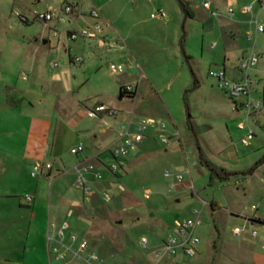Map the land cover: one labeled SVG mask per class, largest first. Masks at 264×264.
Returning <instances> with one entry per match:
<instances>
[{"label": "rangeland", "instance_id": "1", "mask_svg": "<svg viewBox=\"0 0 264 264\" xmlns=\"http://www.w3.org/2000/svg\"><path fill=\"white\" fill-rule=\"evenodd\" d=\"M68 1L71 0H0L2 251L7 253L11 247L34 240L33 228L39 222L38 217L30 215L34 205L42 213L67 207L65 199L56 197L53 185L48 183L63 171L62 187L70 194L77 191L69 169L77 162V155L70 154L69 149L78 140L89 142L86 133L96 130V119L86 118L84 112L99 101L115 104L119 89L125 85L137 86L134 119L151 117L164 122L167 143L160 148L164 146L166 152L160 151L132 172L130 168L120 170L104 191L110 198L108 202L100 198L95 203L78 200L80 222H85V228L96 222L95 232L82 229L80 233L82 224L75 222L73 214L67 221L74 230L66 241H84L85 249L78 255L84 259L93 252L99 264H154L150 251L139 246L138 238H158L173 219L191 216V211L196 210L195 233L202 256L158 264H234L225 260L221 246L224 241L242 238L264 249V224H248L238 235L232 233L233 228H241L244 217L255 214L264 219V123L251 117L245 123L243 110L233 112L232 101L209 75L211 70L220 69L213 57L223 44V19L204 11L201 0H77L83 10L98 8L111 23L113 35L118 34L122 40L115 49L92 45V54H88L81 51V42L61 38L60 30L66 23L51 20L43 24L32 17L34 11L47 7L64 16L61 7ZM179 2L194 15L184 16ZM259 3L212 0L221 7L239 9L251 5L250 12L237 14L236 18L243 25L237 43L247 48L264 41V33L249 41L242 34L244 29H252V23L247 22L255 17L264 24L262 12L258 13L264 0ZM157 8L164 10L166 18H149ZM64 17L67 20L71 16ZM53 31L58 35L52 36ZM40 34L48 41L44 45L41 40L33 42ZM211 42L216 44L213 50L209 48ZM76 56L81 57L80 62L73 61ZM53 62L55 67L51 66ZM109 63L122 65L123 72L111 74ZM118 105L132 106L126 99ZM71 115L80 119L74 126L67 123ZM240 123L243 127L238 129ZM45 124L49 125L48 147L43 159L29 166L21 158L25 132ZM248 128L252 134L248 145H243L240 138ZM97 141L103 147L104 140L97 137ZM111 161L119 163L118 159ZM35 163H48L52 167L50 176L40 172L30 177ZM206 164L226 177L212 174ZM165 171L168 176L163 175ZM177 174L179 180L175 179ZM145 190L149 191L147 198L143 197ZM32 194L35 203L31 206L24 197L32 198ZM211 202L219 207L212 210ZM94 205L96 210L89 209ZM252 231L255 236L250 235ZM213 246L217 254L211 259ZM35 259V264L44 261ZM74 264L84 263L81 259Z\"/></svg>", "mask_w": 264, "mask_h": 264}, {"label": "crops", "instance_id": "2", "mask_svg": "<svg viewBox=\"0 0 264 264\" xmlns=\"http://www.w3.org/2000/svg\"><path fill=\"white\" fill-rule=\"evenodd\" d=\"M257 3L259 6L260 4L259 1H257ZM219 5H214L216 7L218 15H211V13L208 10H205L201 7L204 11L208 12L210 16L212 17L219 16L223 19V22H222L223 25L221 26L223 28L222 31L224 35L223 44L221 46L220 51L214 54L213 60L218 62V65H219L218 68L224 71V75L226 79L232 82L234 81L236 82V81H239L242 77V74L236 68L237 61L240 60V58H242L243 56L247 55L250 51H252L253 53L257 55V62L255 66L247 72V76L251 80H253L250 84L251 98L260 103L259 109L252 114L251 118L254 121H257L258 119H262L261 122L264 123V41L260 40L257 45L254 46L252 44L248 48L246 46L241 45V43H237V35L239 31L242 32V28H243V25H240L241 23L239 24V21L236 20L237 14L241 15V14L250 12L251 5L247 4L250 6V10L248 12H241L240 8L238 9V8H235L234 6H230L233 9V13L231 15H225L223 13L224 7H221L222 5L220 6ZM195 8L197 7L195 6ZM87 11L81 9L80 15L71 16L70 18H68L66 20L67 22L64 28L72 27L76 29L82 25L91 24L93 20H91L87 16ZM189 11H190L191 16H193L194 13L192 12V10H189ZM260 11L263 14L262 18L264 20V8L261 10L258 9V13ZM98 21L103 25L102 35L105 38V40L111 43L113 42V44L118 43L121 40L118 34L113 35L114 32L111 28V23H109V21L105 17L100 16ZM256 21L257 23L263 26V31L261 33L256 34L254 38L264 33V24L261 22H258L257 17H256ZM247 24L251 25V22L249 21L247 22ZM249 30H252V29H249V28L244 29L242 34H245V32ZM44 36H45L44 34H40L39 37L33 40V42H37L38 40L44 39L45 42L44 43L40 42V43L41 45L46 44L48 41L47 39L44 38ZM64 37L65 36L62 35L61 38L64 39ZM61 38H58L57 40ZM76 41L81 42L80 43L81 51L83 52L86 51L88 54H92V45H94L97 49L103 48V47L101 48L97 47L95 39H89V40L78 39ZM60 46L62 47L61 48L62 51L66 52L63 42H61ZM215 46L216 44L214 42H211L209 44L210 50H213ZM105 47H109L112 49L116 48V46H112V47L105 46ZM212 65L215 66L217 64L214 63ZM136 92H137V86H136L135 94ZM135 94L132 98H128L125 95H122V96L118 95L116 98V101H114L115 104L113 105L106 104L101 101L97 102V103H103V104L110 105V106L117 108L119 110V114L114 119L110 117H104L101 120L96 119L95 132H92L90 134L86 133L87 135L86 138L90 141L89 142L84 141L85 143L82 142L83 149L81 152H78L76 154L77 155L76 163H79V162L89 163L93 165L94 170L100 173L99 179H90V183L93 184L96 189L90 185L93 192L89 197H91L92 195H94L95 197L94 198L88 197V198L83 199L80 190L76 188L74 185L73 186L77 189V191L73 194L68 193V191H66L62 187V181L64 177L61 176L63 171H60L61 173L54 176L53 179L50 180V183H48V185H50V187L53 185L54 191L56 192L54 194L56 195V197H59L60 199H65L67 203V207L64 210H61L60 208H58L51 213H47L48 210L42 213L41 210L34 209L35 207L34 205L32 210L30 211L31 218L38 217L39 219L38 224L33 228L34 240L31 241L30 243L25 242L22 246L16 245L14 247H11L8 249L7 253H4L2 251V246H0V264H35L37 260L35 259L36 257L38 258V260L39 259L44 260L43 262H41L43 264L45 263L47 264H74L75 260L77 259L72 255L70 250L75 251L77 249V243L76 242L71 243V242L66 241L69 234L74 230V227L71 224L69 226L67 219L70 218L74 214L75 222L76 221L80 222V218H81L79 215L80 212L76 211L81 208V207H77L78 202H79L78 200L81 199L82 201L81 203L83 202L95 203L97 198L101 199L100 193L105 191L110 183H114L113 177L120 175L119 173L120 170L130 168L131 169L130 172H132L136 166H141L147 160H151V157L159 155L160 151L166 152V149L164 148V146H162L163 147L162 149L160 148L161 145H164L160 142L158 138V134L160 133V131H158L155 128H148L145 132V136L142 139L141 143L138 144V146L134 150L128 152L124 157L118 159L119 163H118L117 170L114 172H110L107 169V164L111 162V158H112L110 155V149L114 143L118 142V127L116 125V121H119L122 124H126L127 120L131 118L133 123L131 124L129 130L130 131L135 130V122L139 118V117L136 119L133 118V112H134L133 102H134ZM122 99H126L129 103L132 104V106H128L127 108L119 107L118 104L121 103ZM230 107L235 113L238 112V110H242L238 102H236V104L232 102ZM79 120H80L79 118L75 119L74 116L71 115L70 117H68L67 123H70V126H74L75 124L79 122ZM48 130H49V125L45 124L44 127H42L41 129H33V130L30 129L29 131L25 132L24 141H22V144H21V151H22L21 158L23 162H26V164L29 163L28 164L29 166H31L34 161H39V160L41 161L43 159L45 150L48 147L47 145L48 138H49ZM163 133H164V130H163ZM97 137H101L104 140L103 147H100L97 141ZM79 142L81 143V141L78 140L76 143L72 144L70 148ZM263 160L264 158L262 159V161ZM71 167H69L70 170H72ZM51 169L52 167L49 170L42 167L41 172H44L45 177L48 178L50 176ZM29 176L34 177V176H31L30 173H29ZM72 179H74L73 173H72ZM118 190L122 191L120 189ZM33 202H34V194H32L31 206ZM217 207H219V205L214 203V209ZM92 208L96 210V205L90 206L89 209H92ZM261 222H264L263 218L259 217L258 215L252 214L251 216L243 218V223L241 225V228L244 229L248 224L250 225L262 224L263 225L264 223H261ZM63 223L65 224V228L63 229L62 242L68 248V250L62 247H59L58 249L64 254V257L61 260H57L55 259L54 253L51 251V248L55 245V243L53 242V240L47 241L46 236L48 235L50 238L55 239L57 237V230ZM95 223L85 228L84 226L85 222H80V224L82 225L80 226L81 229L79 228L78 231L81 233L82 232L81 230L83 229V232H86V231L95 232L94 230ZM39 224L40 225L42 224V226H40ZM217 236H219L218 232H217ZM157 239L158 238H151L150 242L151 243L156 242ZM244 239L242 238V239H239L237 241H232V242L224 241L222 243L221 248H222V251L223 250L225 251L224 252L226 256L225 260L230 263L235 262L234 264H239V263L240 264H264V249L261 246L257 248L255 244L245 241ZM200 250H201V247L198 244L196 247V253L194 255L195 259L196 258L199 259L202 256V255H199ZM83 251L84 250H82L81 252ZM216 254H217V250L213 246L211 250L210 258L213 259L214 256H216ZM182 257L183 256H181L180 254H177L175 257H172L169 259L155 261L151 258V260L155 261L154 264H158L159 262L165 263L166 261L175 262L176 260L180 258L183 259ZM113 261L114 259H112L110 263H113ZM96 262L97 264H99L98 259ZM41 263L39 262V264ZM125 264H129V262ZM218 264H220V262H218Z\"/></svg>", "mask_w": 264, "mask_h": 264}, {"label": "built area", "instance_id": "3", "mask_svg": "<svg viewBox=\"0 0 264 264\" xmlns=\"http://www.w3.org/2000/svg\"><path fill=\"white\" fill-rule=\"evenodd\" d=\"M109 1V0H108ZM259 1V0H257ZM201 7L205 10H208L211 15H218L216 7L212 4V0H201ZM260 8L263 9L264 6L260 5ZM62 13L64 16H77L81 14V7L79 1L71 0L65 2L61 7ZM250 10L249 5H244L240 7L241 12H248ZM223 13L225 15H231L233 13V9L229 6H224ZM64 16L56 15V12L53 8L47 7L45 10L41 12H33L32 17L39 19L43 24L51 20H55L56 22L66 23ZM87 16L93 20V22L89 25H82L76 29L72 27H66L60 30L62 34L66 37V39L70 41H75L78 39L89 40L95 39L97 47H105V46H117L118 43H111L105 40L102 35L103 25L98 21L101 14L98 8L92 7L87 11ZM166 13L161 8H157L152 10L149 13L150 19H164L166 18ZM23 21H26L24 17H22ZM253 25L252 30L245 32V38L247 40L254 39L255 35L261 33L263 31V26L256 21V17L250 21ZM52 36H57L58 33L53 31ZM74 62H80L81 57L76 56L73 57ZM257 62V55L250 51L247 55L243 56L238 62L236 68L239 72L242 73V77L239 81H229L225 78L224 71L222 69H215L209 72V75L215 80L217 83V87L223 91L225 96L231 100L233 103H239L241 109L244 112V122L247 123L248 119L252 116L254 112H256L260 103L256 100H253L250 95V84L253 80H251L247 76V72L255 66ZM52 67L56 66V63H51ZM108 70L111 74H120L123 72V67L120 64L109 63ZM123 95L128 98H132L136 91V86L125 85L120 88ZM85 116L90 119H103L104 117L116 118L119 114V110L113 106L106 105L103 103H95L91 107L85 110ZM131 118L127 120L126 124H122L119 121H116V125L118 127V142L114 143L110 149V155L113 160H117L119 158L124 157L128 152L134 150L138 144L141 143L142 139L145 136V132L148 128H155L160 133L158 134V138L162 144L167 143V136L163 133L165 129V124L159 119H154L151 117H139L135 122V130L130 131L129 128L132 124ZM243 124H239L237 126L238 129H241ZM252 131L248 128L247 132L244 136L240 138V143L243 145H247L250 139V135ZM83 149L82 143H77L69 149V153L77 154L81 152ZM49 169L50 165L48 163L42 165L35 163L31 167L30 175L35 176L41 172V169ZM118 168V164L115 161H111L107 164V169L110 172L116 171ZM74 179L73 185L78 188L81 192L83 198H88L93 190L90 186V179H99L100 173L94 170L93 165L86 162H79L74 164L71 167ZM164 176H168V172L165 171ZM175 179L179 180L180 175H175ZM191 187V185L189 186ZM118 189L123 190L122 186H118ZM149 196V191L145 190L143 192V197L147 198ZM101 200L106 202L109 200V196L106 192L100 193ZM25 203L29 204L32 201L30 195H26L24 197ZM198 225V212L196 210L191 211V216L176 218L173 219L170 226L166 227L164 233H162L156 242L151 243L145 236H140L138 238V244L141 248L148 249L150 251L151 257L155 261L169 259L175 257L177 254H180L183 257H193L196 253V247L199 243V238L195 233L196 226ZM65 228V224L63 223L57 230V237L55 239L46 237L47 241L53 240L55 245L51 248V251L55 255V259L61 260L64 257V254L58 249L62 247L66 250L68 248L62 242L63 237V229ZM242 228H233V234H239L242 232ZM251 236H255V232L252 231L250 233ZM71 241H74V237H70ZM85 249V242L79 241L77 244V249L75 251L70 250L72 255L77 259L81 260L85 264H94L97 261V256L95 253L91 252L88 254L86 258H81L78 254L82 250Z\"/></svg>", "mask_w": 264, "mask_h": 264}, {"label": "trees", "instance_id": "4", "mask_svg": "<svg viewBox=\"0 0 264 264\" xmlns=\"http://www.w3.org/2000/svg\"><path fill=\"white\" fill-rule=\"evenodd\" d=\"M188 15H191V14H190V11H189L188 9H186L185 16H188ZM119 95H120V96L123 95V93L121 92L120 89H119ZM206 165H207V167L211 170L212 174H214V175H216V176H218V177H220V178H225V177H226V174H225V173H224V175H219V174L217 173V171L215 170L214 167H212V166H210V165H208V164H206ZM214 203H215V202H211V203H210V207H211L212 210L214 209Z\"/></svg>", "mask_w": 264, "mask_h": 264}, {"label": "water", "instance_id": "5", "mask_svg": "<svg viewBox=\"0 0 264 264\" xmlns=\"http://www.w3.org/2000/svg\"><path fill=\"white\" fill-rule=\"evenodd\" d=\"M179 5H180V7H181V10H182V12H183V15L185 16V13H186V10H185V8L183 7V5H182V3L181 2H179ZM45 42V40L44 39H42L41 40V43H44Z\"/></svg>", "mask_w": 264, "mask_h": 264}]
</instances>
